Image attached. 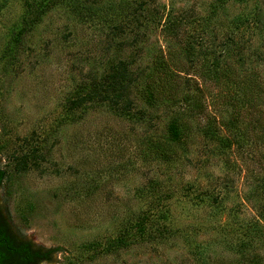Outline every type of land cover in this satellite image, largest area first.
<instances>
[{"label":"rangeland","instance_id":"rangeland-1","mask_svg":"<svg viewBox=\"0 0 264 264\" xmlns=\"http://www.w3.org/2000/svg\"><path fill=\"white\" fill-rule=\"evenodd\" d=\"M53 2L0 0V167L7 174L0 206L12 227L56 249L50 264H264V145L233 147L229 163L211 157L205 164L197 152L171 168L149 160L148 117L97 102L73 109L114 54L113 25L123 23L131 37L134 24L118 16L128 0ZM158 2L165 14L194 15L209 36L233 32L235 41L264 45V0ZM48 4L25 51L14 55V38ZM171 44L159 30L141 37L139 62L150 64ZM207 187H215L212 198L202 193ZM141 216L149 219L145 236L116 248ZM150 234L164 239L150 243Z\"/></svg>","mask_w":264,"mask_h":264},{"label":"trees","instance_id":"trees-1","mask_svg":"<svg viewBox=\"0 0 264 264\" xmlns=\"http://www.w3.org/2000/svg\"><path fill=\"white\" fill-rule=\"evenodd\" d=\"M58 1L54 0L53 5ZM128 1L118 16L134 24L131 37L125 36L123 23L113 25L108 50L115 44L114 54L110 58L107 53L101 80L96 82L92 77L90 93L71 101L73 109L97 102L124 116L137 115L140 120L148 117L153 130L149 138V160L171 168L189 161L197 152L207 156L205 164L211 157L229 163L227 151L233 147L252 151L263 146L264 45L235 41L233 32L221 36L214 31L209 36L194 15L186 11L165 14L158 0ZM48 5L34 10L35 17L32 15L27 28L16 35L12 43L14 55L25 51L27 37L51 8ZM104 21L110 23L112 17L106 14ZM206 23L210 25L209 21ZM141 27L144 33L139 32ZM158 30L172 44L166 51L159 49L152 55L150 64L144 65L139 62L142 53L139 40L145 37L149 41ZM141 105L155 114L146 113ZM27 163L26 159L22 160L20 169H26ZM6 175L0 167V185ZM214 188L207 187L203 195L212 198ZM147 218L138 217L140 220L131 226V235L120 237L115 247L126 248V241L138 244V239L147 232ZM163 239L162 234L148 236L150 243Z\"/></svg>","mask_w":264,"mask_h":264},{"label":"flooded vegetation","instance_id":"flooded-vegetation-1","mask_svg":"<svg viewBox=\"0 0 264 264\" xmlns=\"http://www.w3.org/2000/svg\"><path fill=\"white\" fill-rule=\"evenodd\" d=\"M54 253V249L38 246L15 230L0 206V264H50Z\"/></svg>","mask_w":264,"mask_h":264}]
</instances>
